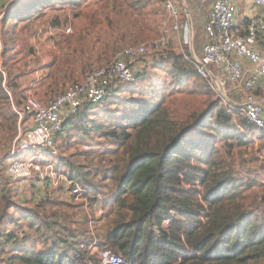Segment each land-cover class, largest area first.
Masks as SVG:
<instances>
[{
    "label": "trees",
    "instance_id": "1",
    "mask_svg": "<svg viewBox=\"0 0 264 264\" xmlns=\"http://www.w3.org/2000/svg\"><path fill=\"white\" fill-rule=\"evenodd\" d=\"M90 1L93 0H18L1 21L4 69L11 50L8 37L13 33L5 31L8 27L16 31L26 24L23 28L28 30L31 23L44 19L49 9L58 16L59 12L80 10ZM133 1L140 4V0ZM4 7L0 3V11ZM50 23L52 28L62 25L60 18ZM199 39L197 33L196 47ZM150 61L152 66L145 69V76H139L136 84H121L116 94L101 104L86 106L78 115L66 117L63 132L56 139L57 146V140L70 129L92 142L107 139L119 144L114 150L117 162L102 183H95L96 176L74 158L59 160L60 155L51 158L59 170L68 173L70 181L88 190L85 198L91 207L94 208L99 197H107L99 219L105 227L100 251L110 250L126 264H264V198L257 206L255 201L249 202L247 195L259 185L258 181L236 177L222 151L215 147L223 142L224 147L232 149L231 139L246 145L245 135L239 134L214 92L181 54L168 48ZM152 70L158 74L159 70L171 71L172 83L182 88H186L191 77H198L206 86L207 95L215 100L185 120L173 117L167 107V89L172 83L165 81L158 86L149 73ZM10 79L0 69V94L7 93L5 83L16 94L17 87ZM114 106V116H108L105 124L89 119L91 114L97 117L101 108ZM244 126L249 132L260 133L246 123ZM108 181L116 185L115 191L109 190ZM12 190L6 184L1 188L8 214L9 209L18 210L15 203L11 205V199L17 197L16 190ZM34 198L32 201L37 205L21 209L25 213L20 214L23 215L20 220H27L34 229L30 235L16 221L10 222L13 232L2 229L8 221L0 217V257L7 256L2 262L101 264L100 258L91 253L93 238L89 228L77 234L70 231V226L60 227L57 216L47 218L44 214V204L53 201L47 197L41 201ZM41 220L45 230L52 232L50 239L44 240L43 251L36 249L45 234ZM61 229L70 237L61 239ZM21 232L24 239L20 238ZM20 244L22 249L6 253L10 246ZM64 246L68 247L62 252Z\"/></svg>",
    "mask_w": 264,
    "mask_h": 264
},
{
    "label": "rangeland",
    "instance_id": "2",
    "mask_svg": "<svg viewBox=\"0 0 264 264\" xmlns=\"http://www.w3.org/2000/svg\"><path fill=\"white\" fill-rule=\"evenodd\" d=\"M93 1L94 3L88 5V7L84 6L80 10H69L64 13L59 12L58 16H56V13H50L49 9L44 19L34 21L27 27L29 28L28 32L23 28L26 24L20 26L21 28L19 27L16 31L13 27H8V30L5 31L9 34L11 32L13 33L8 37L10 41L8 44L11 50L7 59L8 65L5 69L3 67L5 40L3 41L1 37L4 29V27L2 28L3 22L1 21L5 18L0 17V69L6 78L10 76L12 84L17 87V92L14 94L8 88V84L5 83L7 93L0 94V141L3 142V145L13 144L19 134V130L23 128H20V125L17 127V124L20 120L21 109H23L22 103L25 102V97L28 95L29 91L18 83V81L23 75L26 76V78L28 75H32V73H28L27 71H33V69H35L37 64L36 60L46 56L51 59V61L46 60V67L44 70H40L41 72L37 78L41 83L39 94L47 98V93H52V97L46 100L48 101L63 94L68 86L83 81L77 80L78 78L81 79V77L84 76L85 79L87 74L92 70L110 63L118 51L127 47L140 46L144 43L166 37L169 40V48L174 51L178 50L177 53L181 54V52H184L190 55L191 53L198 55L199 50L195 45V41L192 42V44L191 42L188 44V41H190V30L186 33V38L189 36V39H185L179 44L177 38H182V33L178 36L169 28L170 20L164 6L165 0H140V4L134 3L133 0ZM57 18L61 19L62 25L60 28H52L50 22H54ZM195 20L196 17L193 18L192 16V23L195 24ZM186 21L187 20L184 19V22ZM49 28H52L53 31L58 29V31H55V37H42V41L45 39L43 46L51 42L52 44L46 45L44 50H41L40 47L38 48L39 50L36 48L34 49V47H32V42L36 37V32L41 31L44 33L43 35H47ZM67 29L72 30L71 34H65ZM77 29L78 32L76 31ZM50 37L53 38V40ZM65 42H69V45L74 43V48L78 50L75 52L76 57H74V53L72 52L74 48L69 49L70 51L68 50L69 52L67 51L65 55L62 54V45H64ZM181 48L183 51H181ZM38 51H43L44 54L41 52V57H39ZM40 67L41 60L39 68ZM144 71L145 67L141 69L138 75L145 76L143 75ZM159 72L158 74L156 70L149 71L155 83H158V86L165 81H170V83H172L173 78L171 76V71L165 73L159 70ZM167 74L170 76L168 77ZM186 84V88H182L172 83V85L169 86L170 88L167 89V107L171 110L172 116L180 120H185L195 112L199 113L203 111L208 107L209 103L216 98L207 95V88L198 77H191ZM30 85L31 84H29V86ZM29 95H31V93H29ZM35 97L38 99V94H36ZM7 100H10V102ZM115 109V106L111 109L101 108L99 110L101 112L97 117L91 114V118L89 119L97 123L105 124L108 120V116H114L112 111H115ZM233 126L238 128L234 124ZM238 129L237 130L240 132L239 134L245 135L244 137L246 140L244 143H246V145H239L238 141L231 139L230 143L234 145L232 149L224 147L223 142L217 144L215 147L222 151L227 165H229V168L232 169L236 177L243 180L247 178L249 180L256 179L258 181L259 185L249 191L247 195L249 197V202L255 201L257 206H260L261 199L264 198V184L261 182L264 181V135L249 132L245 129ZM94 137L99 136L94 135ZM118 146L119 144L107 139H93L92 142L90 139L75 135L74 131L70 129L64 132L63 138L57 140V148L60 151L59 160L61 157L74 158V160H77L81 165L83 164L87 167L88 171L96 176V179L94 178L95 183H102L103 178L109 172L108 170L116 164L117 156H114V150ZM87 148L89 149L87 150ZM229 152H231V160L227 157ZM55 162H57V160H55ZM8 164V162L4 161L0 165V217L4 216L8 221L6 225H3L2 229L8 231L11 229L13 230L14 227L11 226L12 223L10 222L16 221V223L23 228V231L32 233L34 229L29 226L28 221L20 220V216L23 215H20L16 209H9V214H12L9 215L7 212L8 207L5 205V201L1 199V188L3 184H6L7 187L9 186L10 190L15 189L6 177V167ZM33 181L34 179L29 182L27 181L28 188L33 185ZM107 184L109 190H114L116 188V185L112 181H108ZM108 192L110 194L112 193L110 191ZM54 199L55 203H47L43 206L46 210L44 214L47 215V218H54V216H57V221L60 220L62 224H66L68 227L70 226L69 220L73 216L77 221L78 230L71 227V230L68 228L70 231H74L75 233L78 231L81 233L85 228H89L88 231L91 232L90 222L94 221L97 210L90 209L87 212H82L81 209H77L79 207L72 205L68 206L67 204L61 203V199L57 201L56 198ZM106 199L107 197L105 195L101 196L96 204V209L102 207ZM11 203V205H13L15 203L14 200L11 199ZM87 204H89L88 200ZM72 209H75V212L72 213ZM66 211H68V214L71 212L72 216L64 213ZM47 220L50 221L49 219ZM39 223L45 234L43 235V239L37 242L36 249L43 251L46 250L44 240L50 239L49 237L52 235V232L45 230L42 220ZM99 227L98 225V228ZM31 233H29V235ZM93 233L96 234V231L94 230ZM60 235L62 237L61 239H67L68 237H66V232H64L63 229L60 230ZM100 241H104L103 237ZM66 247L68 246L62 247L61 251H65ZM22 248L21 244L17 245V247L10 246L6 249V253L10 255V251L12 252ZM6 258L7 256L5 254L1 255L0 264H6L2 262V260Z\"/></svg>",
    "mask_w": 264,
    "mask_h": 264
},
{
    "label": "built area",
    "instance_id": "3",
    "mask_svg": "<svg viewBox=\"0 0 264 264\" xmlns=\"http://www.w3.org/2000/svg\"><path fill=\"white\" fill-rule=\"evenodd\" d=\"M17 1L0 0V3L5 4L0 17H5ZM251 1L255 7L264 8V0ZM203 2L210 4L211 9L205 29L207 42L200 55L184 52L181 55L193 65L198 76L214 92L224 111L231 116L232 124L246 130V123L264 134V101L258 97V91L264 85V53L259 48L264 39V19L251 17L240 36L235 33L238 25V6L235 0ZM164 6L170 20L169 28L178 36L182 33L183 40L189 39L186 33L190 30L188 44H192L191 13L185 0H165ZM184 19L187 21L184 22ZM55 31L58 29L53 31L49 28L48 35L54 37ZM71 32V29H67L65 34ZM43 34L37 31L34 42L42 41ZM183 40L179 38L180 43ZM168 48L169 40L166 37L140 46L127 47L118 51L110 63L92 70L82 82L68 86L63 94L54 99L43 102L34 94H28L22 113L29 116L30 123L19 130L9 153L4 155L0 151V165L4 161L9 163L6 177L11 184L34 179L38 185L60 190L74 201H86L83 204H87L85 197L88 190L70 181L68 173L59 170L51 161V158L60 155L56 139L63 132L66 117L78 115L86 106L101 104L115 95L121 84H136L139 70L150 68V60ZM23 154L26 156L20 158ZM227 157L231 160V154ZM261 182L264 184V181ZM168 225L169 222H166L165 226ZM24 236L21 232L20 238L24 239ZM96 255L101 264H126L122 257L108 250L99 251Z\"/></svg>",
    "mask_w": 264,
    "mask_h": 264
},
{
    "label": "crops",
    "instance_id": "4",
    "mask_svg": "<svg viewBox=\"0 0 264 264\" xmlns=\"http://www.w3.org/2000/svg\"><path fill=\"white\" fill-rule=\"evenodd\" d=\"M235 1L237 3V6H238V21H237L238 25L235 29V33L237 35L241 36V35H243L244 29L247 25V22L251 17L259 16V17L264 19V8L255 7L251 0H235ZM185 2H186V5L188 4V7H189V10L191 13V21L190 22L192 23V16H193V18L196 17L195 24L192 23V30L194 28V31H195V33L193 31V42L195 41L197 33H199L200 39H199L198 55H200L203 46L207 42V38H206L207 36H206L205 29H206V26L208 24L210 12H211L210 4L204 3L203 0H188V1L185 0ZM92 3H94V1H90V2L85 3V7H88V5H90ZM76 31L78 32V29ZM26 32H28V30H26ZM48 36H50V35H48V34L43 35L44 38H48ZM183 36L184 35L182 34V38H181L182 40H183ZM62 37H64V36H62ZM65 38H67V37H65ZM51 39L53 40V38H51ZM177 40L180 44L179 38H177ZM65 41H66V39H65ZM43 42H45V39L43 41H37V42L33 41L32 47H34V49L35 48L38 49L40 47L41 50H44L46 45L52 44V42H51V43L45 44V46H43L44 45ZM73 44L74 43H72V45H69V42H65L64 45H62V49H61L62 54L65 55V53H67V51L69 49L74 48ZM259 48L264 53V39L261 41ZM76 51H78V50H76V48H74L72 50V52L74 53L73 54L74 57H76V54H75ZM175 51H178V50H175ZM41 52L44 54L43 51H41ZM41 52L38 51L39 57H41ZM38 58H36V59H38ZM40 60H41V67L39 68ZM46 60L51 61V59H49L48 56L41 58L39 60H36L37 64H36L35 69H33V71H27L28 73H32V75H28L27 78H26V76L23 75V77L20 78L18 81V83H20L24 88L28 89V91H29L28 94L29 93L34 94V95L38 94V99L43 101V102L52 97V93H47L48 94L47 98H46V96L39 94V88H41V83H40V80H38L37 78L41 72L40 70L45 69ZM139 72H140V70H139ZM77 80H79V81L84 80V76L81 77V79L78 78ZM29 84H31V85L29 86ZM258 97L264 101V85H261V88L258 91ZM20 122H21V124H20ZM29 123H30L29 116L22 113V109H21L20 120H19V123L17 124V127H19L18 125H20V128H21V127H24L25 125H29ZM0 142L2 143L0 151L4 155H6L7 153H9L12 150L14 142H13V144H9V145H3V142L2 141H0ZM27 184H28L27 182H24V183H19L17 185H13V187H15L16 195H17V197L14 198V202H15L17 209L19 210L18 211L19 214L25 213L24 210H21V209L30 208V207L32 208L35 205L34 202L32 201L34 197H35L34 199L38 200V201H41L42 197L43 198H46V197L50 198L53 202H55L54 198H56V201L58 199H61V203L67 204L68 206L72 205L75 207H79L77 209L78 210L81 209L82 212L83 211L87 212L88 210L93 208L89 204H83L86 201L76 203V201H74L73 199L62 194L60 190H53V189L49 188L48 186L43 187L41 185H38L37 182L32 183L33 185H31V187L28 188ZM80 203H82V204H80ZM101 208L102 207L96 209V205L94 206L93 210H97V211H96L94 221L90 222V226H91L90 234L93 238L92 242H91L90 249H91V253H92V255H94V257H96V254L100 251L99 243L101 242L100 240L103 237V234L105 232L104 223L101 220H99L100 217L102 216ZM72 210H73V211H71L72 213L75 212V209H72ZM67 212L68 211H66L64 213L68 214ZM71 212L68 215L72 216ZM77 212H79V211H77ZM96 216H98V217H96ZM69 223H70V227L74 228L75 230H78V225L76 224L77 221H76V219L73 218V216L69 220ZM59 224H61L60 227H62V226L67 227L66 224H62V223H59ZM98 225L100 226L99 228H98ZM94 230L96 231V234L93 233ZM79 233L80 232H78L77 234H79ZM68 237H70V236H68Z\"/></svg>",
    "mask_w": 264,
    "mask_h": 264
},
{
    "label": "water",
    "instance_id": "5",
    "mask_svg": "<svg viewBox=\"0 0 264 264\" xmlns=\"http://www.w3.org/2000/svg\"><path fill=\"white\" fill-rule=\"evenodd\" d=\"M188 15H190L189 11L187 10Z\"/></svg>",
    "mask_w": 264,
    "mask_h": 264
}]
</instances>
